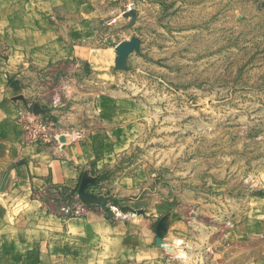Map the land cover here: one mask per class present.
<instances>
[{"label": "rangeland", "instance_id": "rangeland-1", "mask_svg": "<svg viewBox=\"0 0 264 264\" xmlns=\"http://www.w3.org/2000/svg\"><path fill=\"white\" fill-rule=\"evenodd\" d=\"M70 9L96 55L23 67L38 95L19 109L39 108L49 137L23 141L78 161L85 204L150 219L185 264H264V0Z\"/></svg>", "mask_w": 264, "mask_h": 264}, {"label": "crops", "instance_id": "crops-1", "mask_svg": "<svg viewBox=\"0 0 264 264\" xmlns=\"http://www.w3.org/2000/svg\"><path fill=\"white\" fill-rule=\"evenodd\" d=\"M70 2L0 0V264H185L183 246L181 257L154 244L150 219L109 217L91 206L81 215L63 214L66 194L83 197L82 166L23 141L16 113L38 95L23 67L77 56L90 62L96 55L77 43L91 17L85 20Z\"/></svg>", "mask_w": 264, "mask_h": 264}, {"label": "built area", "instance_id": "built-area-1", "mask_svg": "<svg viewBox=\"0 0 264 264\" xmlns=\"http://www.w3.org/2000/svg\"><path fill=\"white\" fill-rule=\"evenodd\" d=\"M40 115L31 110L19 109L17 111V121L21 127L24 138L28 140H42L48 141L47 127L48 123L45 122ZM64 205L60 208L63 214L67 215H81L88 210L87 203L76 195L66 194L64 196Z\"/></svg>", "mask_w": 264, "mask_h": 264}, {"label": "water", "instance_id": "water-1", "mask_svg": "<svg viewBox=\"0 0 264 264\" xmlns=\"http://www.w3.org/2000/svg\"><path fill=\"white\" fill-rule=\"evenodd\" d=\"M120 48H122V47L120 46L119 49ZM36 108H37L36 106H33V111L36 113L40 112V109L39 108L36 109Z\"/></svg>", "mask_w": 264, "mask_h": 264}]
</instances>
